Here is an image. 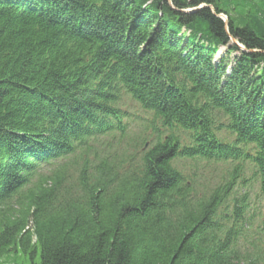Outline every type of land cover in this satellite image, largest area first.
Returning <instances> with one entry per match:
<instances>
[{"label": "trees", "instance_id": "trees-1", "mask_svg": "<svg viewBox=\"0 0 264 264\" xmlns=\"http://www.w3.org/2000/svg\"><path fill=\"white\" fill-rule=\"evenodd\" d=\"M0 264H264V0H0Z\"/></svg>", "mask_w": 264, "mask_h": 264}, {"label": "rangeland", "instance_id": "rangeland-1", "mask_svg": "<svg viewBox=\"0 0 264 264\" xmlns=\"http://www.w3.org/2000/svg\"><path fill=\"white\" fill-rule=\"evenodd\" d=\"M224 17V16H223ZM227 20L226 17H224ZM132 117H131V133L130 137H137L144 135L148 139L152 140L157 135V130L154 128L153 124L147 120H143L138 108L134 105L132 108ZM149 140V145H150ZM179 167L185 174H192L194 170H198L201 175V180L204 181L205 186L214 185V182H219L220 177H222V173L224 170L221 166L215 165L213 163H205L200 162V165L197 169L195 162L190 159H183L179 161ZM224 167V166H223Z\"/></svg>", "mask_w": 264, "mask_h": 264}]
</instances>
